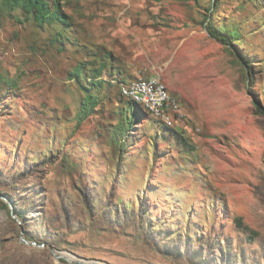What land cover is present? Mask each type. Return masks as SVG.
<instances>
[{"label": "rangeland", "instance_id": "obj_1", "mask_svg": "<svg viewBox=\"0 0 264 264\" xmlns=\"http://www.w3.org/2000/svg\"><path fill=\"white\" fill-rule=\"evenodd\" d=\"M62 8L0 0V264H264V0ZM151 78L172 124L121 96Z\"/></svg>", "mask_w": 264, "mask_h": 264}, {"label": "trees", "instance_id": "obj_2", "mask_svg": "<svg viewBox=\"0 0 264 264\" xmlns=\"http://www.w3.org/2000/svg\"><path fill=\"white\" fill-rule=\"evenodd\" d=\"M5 4L13 9H16L17 7L23 9L26 12L25 18H29L30 15H33L34 19L40 26L51 25L57 20H59L63 24H69V22L67 21V15L62 8V0H5ZM207 28L212 37L226 44H230L232 42L230 39L231 35L228 32L223 31L221 28L216 27L213 23L210 22L207 25ZM123 99L127 100L129 104H132V106L134 107L140 106L135 101L126 99L125 97H123ZM128 116L130 115L128 114ZM238 221L241 222L240 219H238Z\"/></svg>", "mask_w": 264, "mask_h": 264}, {"label": "bare ground", "instance_id": "obj_3", "mask_svg": "<svg viewBox=\"0 0 264 264\" xmlns=\"http://www.w3.org/2000/svg\"><path fill=\"white\" fill-rule=\"evenodd\" d=\"M151 86L159 87L165 95H169L170 99L175 100L176 106L181 108L178 98L172 94L167 84L159 78H151L148 80L133 81L131 83L123 84L120 90L123 97L137 102L150 114H153L165 123L172 124L177 121L178 118L174 111H166V106H159V110H156L155 108L150 107L154 106V99H143V97H152Z\"/></svg>", "mask_w": 264, "mask_h": 264}, {"label": "built area", "instance_id": "obj_4", "mask_svg": "<svg viewBox=\"0 0 264 264\" xmlns=\"http://www.w3.org/2000/svg\"><path fill=\"white\" fill-rule=\"evenodd\" d=\"M152 97H143V99H154V106H150L159 110V106H166V111H174L177 118L183 115L182 108L176 106L175 100L169 98V95H165L162 90L157 86H151ZM164 114V113H163Z\"/></svg>", "mask_w": 264, "mask_h": 264}, {"label": "water", "instance_id": "obj_5", "mask_svg": "<svg viewBox=\"0 0 264 264\" xmlns=\"http://www.w3.org/2000/svg\"><path fill=\"white\" fill-rule=\"evenodd\" d=\"M22 240L25 242V243H30V244H36L37 242L36 241H28L27 239H25L24 237H22ZM58 257H60L61 255H57ZM97 264V263H95Z\"/></svg>", "mask_w": 264, "mask_h": 264}]
</instances>
